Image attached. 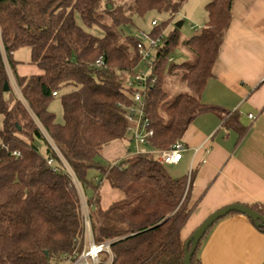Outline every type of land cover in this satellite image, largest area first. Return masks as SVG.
Listing matches in <instances>:
<instances>
[{"label":"trees","instance_id":"16d2710c","mask_svg":"<svg viewBox=\"0 0 264 264\" xmlns=\"http://www.w3.org/2000/svg\"><path fill=\"white\" fill-rule=\"evenodd\" d=\"M186 1L0 0V264H70L86 248L76 184L35 118L84 193L95 243L110 244L111 255L102 252L100 264H184L190 237L183 240L181 233L194 209L198 168L176 177L154 153L131 152L117 163L102 162L101 154L110 143L130 135L126 115L133 100L127 83L140 63L136 19L151 12L167 15L149 32L160 36ZM232 2L209 0L199 33L184 39L175 27L164 38L156 54L157 82L144 100L154 132L148 149L169 150L206 113L216 114L239 140L246 134L238 110L225 114L202 102L232 21ZM77 14L87 28L98 26L104 35L81 27ZM24 47L30 49L29 64L40 73L19 74L21 62L14 53ZM177 48L186 49L193 59L176 64L172 54ZM100 57L102 68L95 65ZM7 64L25 103L11 85L8 92L3 90L9 82ZM168 77L189 91L169 100ZM56 97L62 102V124L49 109ZM35 140L45 144V155ZM104 181L123 195L106 209L100 193ZM244 205L264 216V204ZM214 225L200 241L192 264H201L200 252ZM256 228L264 233V228Z\"/></svg>","mask_w":264,"mask_h":264},{"label":"crops","instance_id":"0c3cea01","mask_svg":"<svg viewBox=\"0 0 264 264\" xmlns=\"http://www.w3.org/2000/svg\"><path fill=\"white\" fill-rule=\"evenodd\" d=\"M231 12L232 21L202 102L225 114L238 110L247 132L239 140L238 134L222 127L216 114L206 113L184 134L183 158L170 166L179 167V176L189 175L196 168L198 174L191 199L194 209L182 230L183 240L218 209L236 203L264 204V0H233ZM205 22L197 23L200 30L195 34ZM20 62V75L40 73L37 67ZM131 152H125L124 142L118 140L107 145L101 155L108 163H117ZM105 184L111 192L107 194L112 195L109 200H104ZM113 190L107 181L101 184L104 209L123 197ZM200 258L201 264H264V233L246 216L228 215L212 228Z\"/></svg>","mask_w":264,"mask_h":264},{"label":"built area","instance_id":"2783aa9c","mask_svg":"<svg viewBox=\"0 0 264 264\" xmlns=\"http://www.w3.org/2000/svg\"><path fill=\"white\" fill-rule=\"evenodd\" d=\"M153 27L158 25L157 21H153ZM163 40L162 35L151 36L150 33H143V37L139 38L137 44V52L140 56V63L136 67L134 74L129 78L127 86L131 90V99L133 100V106L130 108L126 118L128 120V133L131 134L132 141L136 142V153H154L158 155L159 161L167 166L178 164L182 158L186 148L182 141H177L169 150L158 152L153 149H148L149 139L153 136L154 132L150 128V120L145 113V96L149 89H151L157 82V77L154 74L156 54L160 48V42ZM4 55V54H3ZM6 56V55H5ZM95 65L99 68L105 66L104 59L102 57L95 61ZM8 68V67H7ZM10 77V75H9ZM56 95V93H54ZM20 99L25 103L22 96ZM252 117V115H250ZM51 146L55 153L59 156L62 163L66 167L68 173L72 177L74 183L78 186V182L75 178L73 171L70 169L58 148L53 142L50 141ZM48 164H53V159L48 160ZM192 172V171H191ZM191 174V173H190ZM99 182L96 179V185ZM76 186V187H77ZM87 210L84 213V224L88 228L90 224L89 212L86 203ZM86 240L88 241V249H84L81 255L78 256L75 261L70 264H100V254L104 251L110 252V244L105 243L97 245L94 241L92 230L89 234L86 230Z\"/></svg>","mask_w":264,"mask_h":264},{"label":"rangeland","instance_id":"374dc122","mask_svg":"<svg viewBox=\"0 0 264 264\" xmlns=\"http://www.w3.org/2000/svg\"><path fill=\"white\" fill-rule=\"evenodd\" d=\"M208 2H209V0H188V1H186V3L181 8L180 12L177 15H175L173 17V19L168 23V25L162 30L163 40H161V42L159 43L160 44L159 46H161L163 44L164 38H166L175 29V27H177L181 23H182V26L180 28V34H181L182 38H184V39L190 38L191 36H193L196 33V31L200 30V26L197 25V23L198 22L202 23L207 19L205 7H206ZM167 18L168 17L165 14H156L154 12H151V13L147 14L143 19H136L137 20L136 26L133 29L134 34L137 37L141 38V37H143V33H149L152 30L153 21H157L158 25H160L162 22H165L167 20ZM76 21L81 27H83L88 32L95 34L97 36H103L104 35V32L98 26L94 25L91 28H87L83 24V22H82V20L78 14L76 15ZM3 54L5 57V62L7 63L5 53H3ZM172 57H173V61L176 64H181V63H184L188 60L193 59V56L189 55V53L184 48H177L176 50H174ZM14 58L16 60L22 61L26 65H28V63L30 61V49L27 47H24V48L18 50L17 52L14 53ZM7 67H8V73L10 75V77H9L10 85L14 89V92L18 96V98H20L21 92L17 86V83L15 81V77L13 76L12 71H11L8 64H7ZM166 81L168 83L166 90H167L168 95H169V100H172L176 95H178L180 93L189 91L188 87L183 82H180L178 79H176L175 77H168ZM5 97H6V100H9L10 94L7 93L5 95ZM49 109L56 116L57 122L62 124L64 122L63 107H62L61 99L59 97L54 98V100L50 103ZM35 121L37 122V125H39V127L42 129V132L44 133V135H46L48 140L51 141L46 130L42 127V125L39 123V121L36 118H35ZM2 123H3V117L0 116V130L2 128ZM131 141H132L131 134L127 135L126 139L123 140L124 151L127 152L130 149L132 151V153H136V142H131ZM34 143H35V145L38 146L40 152L43 155H45L46 154L45 144L40 140H35ZM155 156L157 157V159H159L157 154ZM101 161L107 162L102 157H101ZM166 168L172 176H179V174H180L179 167L167 166ZM108 187H109L108 184L104 185L103 194L106 192V194L104 195V200L105 199L109 200L110 197L112 196V195L111 196L108 195V194H111V192H108L109 190H107ZM77 190H78V193L81 197L82 210H83V214H84L85 211L87 210L85 196H84V193H83V191L79 185L77 186ZM107 192H108V194H107ZM113 193L118 196L119 192L113 190ZM86 230L89 234L91 233L92 229H91L90 224H88V228H86ZM86 249H88V243H87ZM110 255H111V252H110Z\"/></svg>","mask_w":264,"mask_h":264},{"label":"water","instance_id":"95a60500","mask_svg":"<svg viewBox=\"0 0 264 264\" xmlns=\"http://www.w3.org/2000/svg\"><path fill=\"white\" fill-rule=\"evenodd\" d=\"M111 8V5H109ZM182 23L179 24L177 27L181 28ZM4 92H8L10 90V83L6 82L4 85ZM231 213H238L241 215L246 216L247 218L251 219L256 227L264 228V216L256 212L255 210L251 209L249 206L244 204H232L210 214L202 224L192 233L190 238L185 244V256H184V264H192V258L195 254L198 245L207 231L220 219L225 218Z\"/></svg>","mask_w":264,"mask_h":264}]
</instances>
